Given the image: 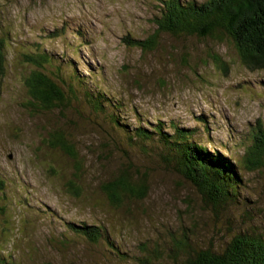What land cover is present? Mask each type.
Wrapping results in <instances>:
<instances>
[{"label": "rangeland", "instance_id": "1", "mask_svg": "<svg viewBox=\"0 0 264 264\" xmlns=\"http://www.w3.org/2000/svg\"><path fill=\"white\" fill-rule=\"evenodd\" d=\"M155 5V0H0V38L8 37L9 63L0 80V179L4 180L0 250L8 251L14 263H132L118 261L103 240L92 244L73 235L68 223L95 225L123 253L138 259L144 245H161L169 238L167 233L191 225L192 220L200 241L210 238L223 244L229 239L226 218H213L192 184L162 163L154 143L134 148L118 142L107 120L93 113L79 92L55 111L34 113L27 106L21 78L32 68L19 63L18 55L36 45L53 60L62 56L61 61L72 62L76 74L96 83L108 99L120 102L128 125L136 126L137 114L144 127L152 128L158 121L193 129L198 141H212L208 150L226 158L239 155L241 148L236 150L235 145L249 138L256 122L264 128V71L245 70L228 40L182 43L167 37L153 53L129 48L124 37L142 39L153 32ZM77 30L86 45H78L72 34ZM50 35L55 38L48 39ZM183 46L189 59L194 57L186 65L176 60ZM208 53L220 57L228 68L226 74ZM53 66L48 65L47 71L56 73ZM60 72L65 75L66 70ZM92 85L88 87L94 90ZM54 129L69 136L82 160L76 180L79 198H71L63 189L74 181V163L44 143ZM124 166H130L135 180L146 175L148 193L142 200H127L122 210L115 211L100 187ZM260 172L243 173L246 185L239 199L259 211L254 221L264 226V171ZM233 211L234 217H240L241 210Z\"/></svg>", "mask_w": 264, "mask_h": 264}, {"label": "trees", "instance_id": "2", "mask_svg": "<svg viewBox=\"0 0 264 264\" xmlns=\"http://www.w3.org/2000/svg\"><path fill=\"white\" fill-rule=\"evenodd\" d=\"M155 3L151 21L153 32L142 39L129 35L124 37L123 42L129 48L138 49L143 54L153 53L162 48V41L167 37L182 43L189 40H228L245 70L250 73L264 71V0H203L201 3L192 0H155ZM66 27L62 30L66 31ZM76 32L72 34L78 45H86L83 33L79 30ZM54 38V35H50L48 39ZM34 46L30 51H19L18 55L19 63L32 68L21 78V84L29 98L28 108L34 113L55 111L69 103L70 95L77 98L76 93L79 92L93 113L107 120L118 142L134 148L145 142L154 143L160 150L162 163L174 167L179 175L189 181L213 218L218 221L219 216L226 218V229L231 231L229 239L223 244H217L210 238L200 241L196 224L192 220L191 225L179 226L177 231L167 233L169 238L161 245H144V254L139 259L123 253L117 243L108 239L107 232L95 225L66 224L73 235L92 244L105 241L110 254L121 263L264 264V226L263 223L254 221L258 210L248 207L249 201L246 199H239V192L246 185L243 173L264 171V128L259 121L250 129L247 135L249 138L235 145L238 147L236 150L241 148L242 152L239 155L228 154L230 159L219 155L215 149L208 150L207 145L214 146L212 141H206L205 144L198 141L193 129H183L174 124L165 125L158 121L152 128L144 127L141 125L143 119L137 114V124L132 127L122 118V104L108 99L107 94L96 83L76 74L72 62L63 60L64 63H59L63 62L62 56L59 61L53 60L51 55ZM7 47L8 37L0 38V80L4 79L9 66ZM184 48L185 46L180 48L181 52L176 59L180 65L194 60V57L189 59L190 55ZM207 57L224 74L227 73L228 68L220 57L213 53H208ZM50 64L54 65L56 73L47 71L46 67ZM60 70H66L65 75L58 73ZM90 84H93L95 91L89 89ZM132 111L136 113L134 109ZM166 129L170 131H164ZM44 143L74 163V181L66 183L63 189L71 198H79L81 191L76 180L80 178L83 165L69 136L61 129H54ZM113 174L100 187L111 209L122 210L127 200H142L146 197V175L135 180L130 166ZM3 185L4 180L0 179V188ZM233 210H241L240 217H234ZM243 220H247L248 224ZM212 225L214 229L217 226L215 223ZM0 264L16 263L8 251L0 250Z\"/></svg>", "mask_w": 264, "mask_h": 264}]
</instances>
